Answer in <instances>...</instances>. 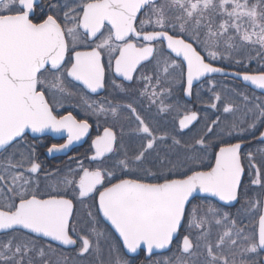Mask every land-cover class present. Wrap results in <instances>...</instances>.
<instances>
[{
    "label": "snow or ice",
    "instance_id": "obj_1",
    "mask_svg": "<svg viewBox=\"0 0 264 264\" xmlns=\"http://www.w3.org/2000/svg\"><path fill=\"white\" fill-rule=\"evenodd\" d=\"M261 128L264 0H0V264H264Z\"/></svg>",
    "mask_w": 264,
    "mask_h": 264
},
{
    "label": "flooded vegetation",
    "instance_id": "obj_2",
    "mask_svg": "<svg viewBox=\"0 0 264 264\" xmlns=\"http://www.w3.org/2000/svg\"><path fill=\"white\" fill-rule=\"evenodd\" d=\"M229 71H232V69H229ZM218 79L222 78L218 77ZM236 83L239 84L240 82L237 81ZM241 87H243V85H241ZM257 95H259V92H257ZM260 131H264V128H261ZM94 134L95 133H93V135ZM249 140L250 143L245 144V149L255 146L256 142L254 140H251V138H249ZM31 142L36 143L39 146L38 151L40 159L46 161V163L52 167H55L57 165L63 166L64 164H67L69 156H78L80 154H83L88 149V143H81L79 145H74L66 155L54 154L55 158H53L52 156H49L47 154L46 147L52 143H63V138L45 135L44 137H41L39 139H32Z\"/></svg>",
    "mask_w": 264,
    "mask_h": 264
},
{
    "label": "water",
    "instance_id": "obj_3",
    "mask_svg": "<svg viewBox=\"0 0 264 264\" xmlns=\"http://www.w3.org/2000/svg\"><path fill=\"white\" fill-rule=\"evenodd\" d=\"M46 135H51V136H54V137L62 138V137L59 136L58 134H54V133H49V134H46ZM79 144H81V143H79ZM79 144H76V145H79Z\"/></svg>",
    "mask_w": 264,
    "mask_h": 264
},
{
    "label": "rangeland",
    "instance_id": "obj_4",
    "mask_svg": "<svg viewBox=\"0 0 264 264\" xmlns=\"http://www.w3.org/2000/svg\"><path fill=\"white\" fill-rule=\"evenodd\" d=\"M252 67H255V64H253Z\"/></svg>",
    "mask_w": 264,
    "mask_h": 264
}]
</instances>
